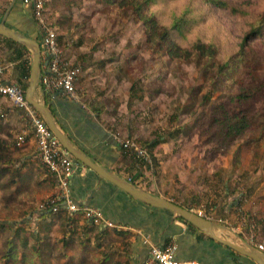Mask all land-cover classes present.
<instances>
[{
	"label": "rangeland",
	"instance_id": "rangeland-1",
	"mask_svg": "<svg viewBox=\"0 0 264 264\" xmlns=\"http://www.w3.org/2000/svg\"><path fill=\"white\" fill-rule=\"evenodd\" d=\"M66 1L59 2L52 16L48 10L45 14L50 24L61 14L72 19L70 30L61 32L64 37L57 44L63 56L81 67L75 86L78 98L82 95L84 99L79 100L86 106L92 102L94 107L101 108L99 113H94L113 136L129 137L138 144L165 135L180 125L177 136L166 135L155 145L152 151L156 161L152 160L150 168H142L141 176H158L163 189L173 194V199L177 202L184 196L191 199L193 208L225 225L228 236L242 245L244 242L264 245L263 147L261 142L259 150L246 147L239 139L224 150L209 140L203 130L206 127L204 120L199 127L191 125L194 116L190 115L188 107L200 109L197 104L209 84L201 71V63L171 59L163 51L156 50L146 40L143 23L130 9L118 8L102 0H71L65 4ZM183 2L160 1L152 10L163 12L164 9L161 20L166 21L170 9L182 7ZM243 7L256 11L259 16L264 10V0H251L246 5L243 3ZM204 8L198 7L195 11L197 16L206 12L205 19L194 26L188 38L219 41L223 48H235L238 36L247 28V21L242 16L231 18L229 11L222 7L205 11ZM55 31L58 35L56 28ZM251 48L248 70L250 84L255 86L264 82V44L255 42ZM243 70L245 72L244 66ZM244 72L239 69L235 77L241 76L249 81ZM220 93V88H216L211 98L219 97ZM4 105L12 106L9 100ZM5 106H0L2 122V116L8 112ZM244 109L252 117V127L256 128L264 118V88L256 92ZM20 113L25 118L24 112ZM7 127L12 141L19 130ZM129 161L133 165L134 162ZM138 170L134 166L131 172L137 173ZM226 177L230 179V188L236 185L230 194L224 188ZM54 193L41 199L36 204L37 209ZM19 199L27 201L29 195L25 193ZM10 209L12 216L16 217L23 207L16 202ZM5 212L3 210L0 214L3 216Z\"/></svg>",
	"mask_w": 264,
	"mask_h": 264
},
{
	"label": "trees",
	"instance_id": "trees-1",
	"mask_svg": "<svg viewBox=\"0 0 264 264\" xmlns=\"http://www.w3.org/2000/svg\"><path fill=\"white\" fill-rule=\"evenodd\" d=\"M60 1L62 2V0H46L45 12L48 10L52 16V11L56 10ZM70 1L67 0L65 4ZM102 1L113 3L118 8L130 9L143 23L146 40L156 50L163 51L171 59L201 63V71L209 80V84L208 90L201 96L197 104L200 109L197 110L193 106L188 107V112L194 116L191 125L199 127L204 120L206 127L203 130L207 133V137L210 141L218 143L224 150L239 139L246 147L250 146L258 150L259 142H261L263 148L260 149L264 150V118L256 128H253L252 117L244 109L245 104L256 95V92L264 88L262 81L255 86L250 84V70H248L251 56L249 59L248 57L253 51L251 48L253 43L264 44V10L259 16L254 10H244L243 3L246 5L251 0H237L238 3H232L230 0H184L182 7L173 6L167 20L162 21L161 16L165 10L163 9V12L154 11L152 7L160 1L167 2L169 0ZM198 7H205L204 11L213 7H222L229 11L227 13L231 18L242 16V19L247 21V28L242 31V35L238 36L235 48H223L219 41H203L200 37L188 38L194 26L201 19H205L206 12L200 16L196 15L195 11ZM30 11L32 13L31 7ZM71 21V17L65 14L52 19L51 25L59 32L57 42L64 37L62 31L70 30ZM37 30L35 38L39 41L41 35L39 27ZM0 37L10 49L11 59L18 61L17 65L20 67L18 74L29 78V66H26V57L29 56L28 49L14 40ZM80 38L78 43L81 42ZM243 66L245 72L242 71ZM239 69L240 72H244L249 81L241 76L235 77V72H239ZM26 86L27 82L20 87L23 92ZM216 88H220L221 93L219 97L213 99L211 94ZM43 93L44 101L47 102L49 93L45 91ZM223 98L224 101H222ZM87 105L93 112L99 113L101 110V108L94 107L92 102ZM228 105L234 109H229ZM196 113L198 114L195 115ZM205 116L208 118L205 119ZM180 128V125H177L165 135H158L155 139L143 141L141 145L149 150L151 159L154 160L152 150L155 145L163 141L166 135L177 136ZM11 137L12 134L7 125L0 121V212L6 210L3 216L0 214V264H119L116 259L117 252L114 250L115 239L105 237L108 234L105 229L96 230L93 235L96 244L93 247H90V239L85 233L84 237L76 243L69 215L65 218V223H62V237L52 238L47 234H40V220L52 212L49 207L42 210H38L35 206L24 208L23 203L19 202V194L26 190L29 181H27L28 174L20 170L16 156L17 149L12 146ZM117 147L127 155L121 147L118 145ZM225 180L227 185H224V188L227 189V194H230L236 185L234 184V187L230 188L228 185L230 179L226 177ZM16 202L23 207V210L18 211V215L14 217L10 213L12 211L10 208ZM25 202L29 201L25 200ZM33 210L38 221L36 229L29 225ZM24 212L25 216L21 217ZM177 218L184 221L181 217L177 216ZM184 222L190 231L200 232L190 223ZM90 230H94V228ZM114 232L116 235L121 234L119 230ZM230 251L234 252L232 249Z\"/></svg>",
	"mask_w": 264,
	"mask_h": 264
},
{
	"label": "crops",
	"instance_id": "crops-1",
	"mask_svg": "<svg viewBox=\"0 0 264 264\" xmlns=\"http://www.w3.org/2000/svg\"><path fill=\"white\" fill-rule=\"evenodd\" d=\"M6 12V25L23 32L25 35L36 36L37 23L30 7L24 5L22 0H0V20ZM11 57L10 49L0 37V61L5 67L4 80L14 82L19 87L26 82L28 85L29 78L18 74L20 69L17 65L18 61L12 60ZM41 58L42 72L45 58L42 55ZM26 59V66H29L30 75V53ZM78 80L79 77L77 82ZM33 95L49 108L54 119L71 142L93 161L124 178L129 175L132 176V182L146 191L198 211L192 207L191 199L185 198V196L179 202L173 199V194H168L169 192L163 189V182L159 180L158 176L143 178L140 171L132 173L133 165L129 161L131 158L117 147L113 135L97 119L96 114L79 100L80 98L84 99L82 95L73 100L57 90L48 94L46 102L40 84L36 87ZM7 101L6 97L0 96V106H5L4 103ZM5 111H8L2 116L5 125L15 130L18 129L19 132L27 130L29 122L26 120V116V119L21 116V109L9 105V107L5 106ZM15 148L17 149L16 156L20 170L28 174L27 181H29L26 190L19 194V197L25 193L29 195L27 200L29 202L20 199L19 202L23 203L24 208L36 207L41 199L53 191L56 192V179L39 162L36 155L35 140L31 132L27 135L26 142ZM69 156L74 159L70 154ZM154 161H156L155 155ZM81 166L75 168L70 179L71 195L74 202L80 208L87 206L96 208L102 213L104 220L113 223V227H108L104 222L99 224L90 222L83 216L81 210L68 212L65 209H60L40 220V234H47L52 238L62 237V223H65V218L69 215L71 216V229L75 233L76 243L84 237L85 233L90 239V247H93L96 244L93 238L96 230L105 229L108 233L105 237L115 239L114 250L117 252L116 259L119 264H141L148 254L150 246H163L169 242L176 243L175 256L181 260H197L201 264H257L249 257L236 251H230L226 246L211 239L201 231H190L187 224L173 213L146 205L130 197L87 167ZM35 214L33 210L32 218L29 220L30 227L34 229L38 227ZM220 225L224 228H215L214 231L217 235L242 245L238 240L228 236L225 225ZM93 228L94 230H90ZM115 230L121 231V234L116 235Z\"/></svg>",
	"mask_w": 264,
	"mask_h": 264
},
{
	"label": "built area",
	"instance_id": "built-area-1",
	"mask_svg": "<svg viewBox=\"0 0 264 264\" xmlns=\"http://www.w3.org/2000/svg\"><path fill=\"white\" fill-rule=\"evenodd\" d=\"M45 1L22 0L24 5L31 7L33 18L41 33L39 44L41 55L45 58L46 63L43 65L41 72L40 86L42 91L52 93L60 90L67 98L76 100L78 96L75 85L81 67L78 63L69 61L58 48L55 27L47 21L45 14ZM3 75L4 66L0 63V96L6 97L12 106L21 109L29 122L27 130H23L14 136L12 146L19 147L23 145L27 140V135L31 132L35 140L36 155L39 162L55 177L57 182V190L54 195L40 203L38 210L46 207H49L51 212H57L60 209H65L68 212L81 210L83 216L90 222L95 224L104 222L108 227H113V223L104 220L102 213L96 208L90 206L80 208L74 202L71 195L70 179L75 168L81 165L61 147L55 135L46 126L43 118L27 103L21 88L14 82L5 81ZM113 138L116 144L134 162L133 167L139 169L138 171L142 168H150L152 159L149 150L144 145L138 144L129 137L113 136ZM125 178L132 181L130 175ZM197 212L201 213L199 210ZM201 215L205 216L202 213ZM252 245L264 252L263 244ZM176 249L177 245L174 242H169L163 246L152 245L141 264H201L197 260L178 259L175 256Z\"/></svg>",
	"mask_w": 264,
	"mask_h": 264
},
{
	"label": "water",
	"instance_id": "water-1",
	"mask_svg": "<svg viewBox=\"0 0 264 264\" xmlns=\"http://www.w3.org/2000/svg\"><path fill=\"white\" fill-rule=\"evenodd\" d=\"M6 14L7 12L0 20V36L14 40L24 45L31 54L29 81L26 89L24 90L25 100L37 113L42 116L46 126L55 135L59 144L66 153L70 154L80 165L87 167L89 170L93 171L101 178L107 180L130 197L146 205L167 210L173 213L175 216L181 217L184 221L190 223L202 233H205L207 236H209L211 239L246 257H249L257 264H264V252L256 249L254 245L247 242H244V245H240L215 233V228H224V226L215 223L211 219L201 215V213L195 210L185 208L173 202L172 200L155 195L140 188L132 181H129L119 174L102 167L90 157L85 155L79 147L74 145L56 122L49 108L44 103L37 100L33 95L36 87L40 84L41 76L42 58L39 41L35 37L25 35L23 32L6 25ZM44 62L46 63V61Z\"/></svg>",
	"mask_w": 264,
	"mask_h": 264
}]
</instances>
